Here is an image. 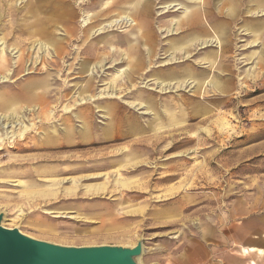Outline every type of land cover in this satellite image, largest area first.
<instances>
[{
	"label": "rangeland",
	"instance_id": "374dc122",
	"mask_svg": "<svg viewBox=\"0 0 264 264\" xmlns=\"http://www.w3.org/2000/svg\"><path fill=\"white\" fill-rule=\"evenodd\" d=\"M206 5L0 0V60L11 71L0 81V103L8 102L0 114L16 112L14 137L0 140L6 227L74 246L134 245L143 236L142 264H185L200 240L237 234L239 222L264 217V37L242 17L256 22L264 9L241 15L221 0L220 16L238 18L223 19L218 39L194 53H173L183 23ZM135 34L144 36L138 53L129 50ZM212 49H223V62L204 61ZM181 67L195 79L152 77ZM29 83L41 97L17 96L19 89L35 96ZM117 115L138 124L112 138L108 122Z\"/></svg>",
	"mask_w": 264,
	"mask_h": 264
},
{
	"label": "crops",
	"instance_id": "0c3cea01",
	"mask_svg": "<svg viewBox=\"0 0 264 264\" xmlns=\"http://www.w3.org/2000/svg\"><path fill=\"white\" fill-rule=\"evenodd\" d=\"M207 5L200 10V24L193 28V26L189 23H183L181 30L184 29L186 34L183 37V41L181 42L182 46H177V51L175 50L173 53H181L183 55H187L188 52L194 53L192 49L193 46L201 44V42L207 41H215L217 40V30L219 29V24L223 19L229 20L228 23H231L236 18L234 17H222L220 15L224 14L223 7L220 4L221 0H213L215 5L211 6L208 3L209 0H205ZM230 6L229 12H236L237 14L246 15L252 8H259L261 10L264 9V0H229ZM217 9H220L219 15H217ZM207 14V15H206ZM240 15V16H241ZM244 17L245 23L247 26L252 27V30L255 29L258 32H261L264 37V19H259L256 22L251 21L250 18L246 16ZM249 19V20H248ZM239 22V19L236 23ZM255 22V23H251ZM258 22V23H257ZM251 23V24H250ZM248 27V28H249ZM215 29V31H213ZM219 32V31H218ZM205 40V41H202ZM175 48V47H174ZM218 49H212L208 52L207 56H205L204 61L206 63H210V65L216 64L215 62L211 63V58L213 56L218 57L222 54L221 51H217ZM227 52V51H226ZM216 53V54H215ZM219 61L223 62V58L220 56ZM222 64H217L215 69H221ZM213 70V67L209 66L206 71ZM188 72V73H186ZM205 73V72H204ZM206 75V73H205ZM196 75L190 73L189 67H181L179 72H169L164 71V69L158 70L155 74H152V77L157 78L160 81L164 82H177L182 80H187L189 78H194ZM195 79V78H194ZM36 83V82H35ZM30 84V83H29ZM37 84V83H36ZM31 86H35L34 84H30ZM36 94L34 97L22 96L20 94V89L17 94L19 98H23L25 100H32L41 97L40 92L38 90V86L36 87ZM5 93V92H4ZM10 93V94H9ZM3 94L4 97H12L16 100V105L20 106L21 102L17 96L13 93L9 92ZM1 94V93H0ZM18 108V107H17ZM125 115L115 116L114 121L108 122V132L112 134V138L121 137L122 132L129 133L131 130H134L133 127L138 124V122L134 121V126H129L128 123L123 125V121ZM128 119V118H126ZM128 125V126H127ZM129 131V132H128ZM264 215V214H262ZM240 224L236 225L237 234L232 233L231 235H220L219 232H215V237L213 241L209 239L200 240L197 244L194 245L193 249L190 251L189 257L186 260L185 264H209L211 257L213 256L216 260V264H264V217H250L246 218Z\"/></svg>",
	"mask_w": 264,
	"mask_h": 264
},
{
	"label": "water",
	"instance_id": "95a60500",
	"mask_svg": "<svg viewBox=\"0 0 264 264\" xmlns=\"http://www.w3.org/2000/svg\"><path fill=\"white\" fill-rule=\"evenodd\" d=\"M0 212V264H142V236L134 245H64L41 240L4 225Z\"/></svg>",
	"mask_w": 264,
	"mask_h": 264
},
{
	"label": "bare ground",
	"instance_id": "6f19581e",
	"mask_svg": "<svg viewBox=\"0 0 264 264\" xmlns=\"http://www.w3.org/2000/svg\"><path fill=\"white\" fill-rule=\"evenodd\" d=\"M134 7V6H133ZM139 12H140V10H139ZM143 14V13H142ZM200 14V7H197L195 10H193L192 11V13L190 14V17H189V19H188V21H189V23L193 26V28H195V27H197L198 25V22H199V20H200V16H198ZM93 17V16H92ZM122 19H124V20H126L127 22H129L132 18H129L128 16H124V17H122ZM134 20V19H133ZM188 23V22H187ZM189 23H188V25H189ZM138 25V26H137ZM135 26H136V28H141V27H143V24L141 23V22H137L136 24H135ZM135 37H133V36H130V35H128V38L130 39V46H129V50H130V52H132V51H137V53H138V51L140 50H142V48H141V46H140V44H141V37L143 36V34H138V35H134ZM144 37V36H143ZM148 38V36H146V39ZM148 40V39H147ZM62 41V40H61ZM153 43H154V45H153V47H149V54H151L153 51H154V47H155V44L157 43V41H156V39H153ZM99 44V43H98ZM149 44V43H148ZM83 45H81V47H82ZM94 46V45H93ZM141 48V49H140ZM102 49H104V48H102ZM85 50V49H84ZM84 50H82V53H84ZM99 51V50H98ZM134 54V53H133ZM98 55V54H97ZM135 56V55H134ZM135 58H136V56H135ZM135 58H134V60H135ZM9 59V58H8ZM23 60H24V58L23 59H20L19 61H17V63L18 62H20L21 64H23ZM10 63V62H9ZM0 64L1 65H3V68H2V70L3 71H8V74H7V76L6 75H2V74H0V81H7L8 80V78H9V74H11V71H9V64H8V62H7V60L5 59V58H2L1 60H0ZM1 71V70H0ZM92 98V97H91ZM8 107V102H2V103H0V109L1 108H7ZM28 110H29V108H28ZM15 111H10L9 113H3V114H0V124L1 123H3L4 121H6L5 122V124H4V127L5 128H7V131L3 134L2 132H0V140L2 141V142H4V141H6V140H8V138H10V137H14V135L11 133V131H9V127H10V125L9 124H11V122H15V120H12V117L14 118V115H15ZM3 125V124H2ZM3 127V128H4ZM13 127V126H12ZM2 131V130H1ZM13 132H15V131H13ZM140 260H141V258H140Z\"/></svg>",
	"mask_w": 264,
	"mask_h": 264
}]
</instances>
